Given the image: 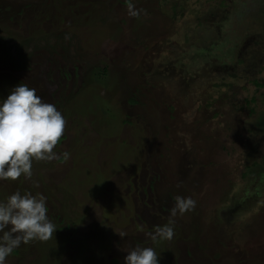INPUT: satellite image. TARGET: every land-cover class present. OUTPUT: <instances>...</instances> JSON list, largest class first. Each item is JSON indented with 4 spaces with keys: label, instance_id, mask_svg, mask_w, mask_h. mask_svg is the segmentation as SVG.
Instances as JSON below:
<instances>
[{
    "label": "rangeland",
    "instance_id": "obj_1",
    "mask_svg": "<svg viewBox=\"0 0 264 264\" xmlns=\"http://www.w3.org/2000/svg\"><path fill=\"white\" fill-rule=\"evenodd\" d=\"M32 35L44 41L19 40ZM11 43L13 58L26 54L21 74L3 62ZM49 56L107 76L50 85ZM10 74L56 107L66 138L57 158L33 159L30 179L0 180V202L42 195L57 228L7 264H125L136 245L159 264H264V168L252 167L264 158V0H0V103L18 85ZM76 82L84 89L64 115L57 101ZM243 121L260 153L244 147ZM177 195L196 203L173 217ZM169 220L171 240L146 235Z\"/></svg>",
    "mask_w": 264,
    "mask_h": 264
},
{
    "label": "clouds",
    "instance_id": "obj_2",
    "mask_svg": "<svg viewBox=\"0 0 264 264\" xmlns=\"http://www.w3.org/2000/svg\"><path fill=\"white\" fill-rule=\"evenodd\" d=\"M131 16L139 15L132 3L127 4ZM66 120L51 104L44 102L36 90L20 83L0 103V180L15 181L24 175L32 176V162L57 158L53 151L65 131ZM67 157V153H64ZM191 197L175 196L171 215L184 214L194 209ZM45 197L19 191L0 202V264L22 243L33 240L47 241L56 231L47 216ZM174 220L157 226L146 235L152 240H171L174 236ZM122 238L126 232H117ZM125 264H159L152 247L128 246Z\"/></svg>",
    "mask_w": 264,
    "mask_h": 264
},
{
    "label": "trees",
    "instance_id": "obj_3",
    "mask_svg": "<svg viewBox=\"0 0 264 264\" xmlns=\"http://www.w3.org/2000/svg\"><path fill=\"white\" fill-rule=\"evenodd\" d=\"M52 7H53V5H52ZM48 34H46V33H44V36L49 40L50 38L52 39L53 38V32H52V36L51 37H49V36H47ZM37 38H39V39H42V41H44L43 40V38L41 37V36H36L35 37V35H32V39H31V37H30V39H28L27 40V42H25L26 40H21V39H19L23 44H25V45H27L28 44V41H31V40H35V39H37ZM35 41H37V40H35ZM38 42V41H37ZM51 42H49V44H50ZM3 46V45H2ZM51 46V45H50ZM7 48V47H6ZM15 48H17V50L18 51H20V45L19 44H14L13 46H12V43H11V46H9L6 50H5V55H4V58L5 59H3V62H5L6 63V65H9V67H10V69L12 70V71H15V72H18V73H23V72H25V71H27V70H29L30 69V67H28L24 62H22V61H20V60H23L25 57H26V54L25 55H23L22 57H21V53L20 52H18L17 53V55H15V58H13V53H12V50L13 49H15ZM10 49V50H9ZM23 50V49H22ZM21 50V51H22ZM35 50L36 49H34V51L32 52L34 55H35ZM16 58H18L19 60H17ZM50 61H51V59H50ZM52 61H55L56 63H58L59 65H56V66H58V68H60V77H64V78H69V73L71 74V72H70V70H69V64H72V66H73V72H75L74 74H75V81L77 80L78 81V79H79V77L81 78V70H82V68L84 67L83 66V64H82V62H79L77 59H71V58H67L66 57V60H65V62L67 63V65L65 66L64 65V67L63 66H61L60 65V60L59 59H57V58H54ZM95 66H97V65H92V71L91 70H88L87 71V75L90 77V82H89V80H88V77H87V81L89 82V83H91V82H93V81H95V76L97 75V74H99L100 73V77H104L105 78V76L107 75V70H108V68H107V66H104L103 68H100V69H96V67ZM50 71H48V72H46V76H47V81L50 83V82H52V75H53V69H52V65L50 66ZM83 72H84V70H82ZM97 72H99V73H97ZM83 80V79H82ZM6 81H8V82H10V83H13L14 85H17V84H20V83H22L21 82V80H19L18 78H16L15 76H11V74H10V76H9V78L6 80ZM77 83V82H76ZM75 84V83H74ZM83 86V85H82ZM76 89V90H74L75 92V94H70V97H65V100L62 98V100L64 101L63 103H61V101H60V98L58 99V104L57 105H59L60 106V108L62 107V106H65L66 104L65 103H69V106L68 105H66V107L67 108H65L64 107V109L62 108V113L64 114V115H67V114H69V112L68 111H72V109L71 108H74V107H76V105H77V103H76V95H78L84 88H82L81 89V86H78V83H77V85H75L74 87H73V89ZM73 91V90H72ZM63 93H64V91H63ZM72 96H74L75 98H74V100L72 99L71 100V98H72ZM60 97V96H59ZM72 101V102H71ZM67 109H68V111H67ZM65 138L66 137H64V136H62L61 138H60V141L58 142V143H61V142H63L64 140H65ZM15 253H19L18 252V249L17 250H13Z\"/></svg>",
    "mask_w": 264,
    "mask_h": 264
},
{
    "label": "flooded vegetation",
    "instance_id": "obj_4",
    "mask_svg": "<svg viewBox=\"0 0 264 264\" xmlns=\"http://www.w3.org/2000/svg\"><path fill=\"white\" fill-rule=\"evenodd\" d=\"M44 49V48H43ZM44 60V62H43V64L41 65V73H40V77L42 78V76L43 77H45L46 79H48L47 78V74H46V72H48V71H50L51 69H50V66L52 65V69L54 70L52 73H53V79H52V82H50L49 84L51 85V84H54V82L56 81V80H58V79H60V81L62 82V84L64 85V86H66L67 87V85L69 84V83H71V84H73L74 85V81H75V72H73V66H72V64H69L68 66H69V70H70V72H71V74L69 73V78H64V77H60V68H58V66H56V65H59L58 63H56L55 61H52L53 59H54V57L53 56H49V57H46V58H43ZM50 59H51V61H50ZM60 65L61 66H63L64 67V65L66 66L67 65V63L65 62V61H60ZM104 67V66H103ZM40 68V67H39ZM44 69L46 70V71H44ZM80 72H82L83 74H86L87 75V71H80ZM56 76H58V78L56 77ZM107 76V75H106ZM105 76V77H106ZM79 79H80V77H79ZM53 88H57V87H54V86H52ZM59 87H60V89H62V85H61V83H60V85H59ZM57 90H59L58 88H57ZM60 95V94H59ZM253 103H257V101H256V99H253V100H250V101H245V103H244V107L245 108H248V112H247V115L249 116V117H253L254 118V115H255V113H258V111H257V105H255V107H253L252 106V104ZM184 107L186 106V102L184 101V105H183ZM257 118H255V120H256ZM246 120L248 121L249 119H247L246 118ZM258 121H263V119L261 118V116H259L258 117ZM238 129H239V127H238ZM240 133H241V135L244 137V140L245 141H243V143L245 142V146L244 147H246V148H250V150H252V151H254L255 153H260L261 152V150H258L256 147L258 146V145H254V146H252L251 144H252V142H251V140H250V138H249V134L251 133V129L250 128H247V122H245V121H243V122H241V131H240ZM239 134V133H238ZM241 136V137H242ZM261 155V154H260ZM263 155H261V157H260V159H258V161H255L254 162V164L252 165V167L253 166H255V167H257L258 166V168L259 167H262V168H264V158L262 157ZM245 172H243L242 173V175H241V178H246V176L248 177V175H250L249 174V172L248 171H250V167H247L245 170H244ZM251 172H253V171H250V173ZM246 173H248L247 175H246ZM252 174V173H251ZM154 177V176H153ZM262 177H263V179H264V174L262 175ZM242 187H244L243 185H242ZM232 225H234V223L233 224H231V226Z\"/></svg>",
    "mask_w": 264,
    "mask_h": 264
}]
</instances>
